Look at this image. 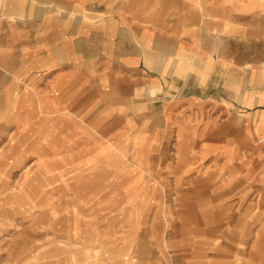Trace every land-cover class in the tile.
<instances>
[{
  "label": "rangeland",
  "instance_id": "rangeland-1",
  "mask_svg": "<svg viewBox=\"0 0 264 264\" xmlns=\"http://www.w3.org/2000/svg\"><path fill=\"white\" fill-rule=\"evenodd\" d=\"M257 25L216 39L218 64L159 53L153 70L92 66L60 93L30 56L27 92L0 88V264H264ZM100 76L105 93L78 86Z\"/></svg>",
  "mask_w": 264,
  "mask_h": 264
},
{
  "label": "crops",
  "instance_id": "crops-1",
  "mask_svg": "<svg viewBox=\"0 0 264 264\" xmlns=\"http://www.w3.org/2000/svg\"><path fill=\"white\" fill-rule=\"evenodd\" d=\"M49 1L51 5L56 3L55 8H47L44 1L0 0V88L7 101L12 95L27 92L24 86L28 87L30 81V56L40 57L43 63L38 81L52 74L51 82H42L60 93L73 84L70 76L87 78L92 66H98L102 73L110 67L108 63H125L131 69L141 65L144 71L153 70L159 53L179 54L185 58L184 66L189 61L192 65L218 64L219 59L212 54L218 52L216 39L234 37L236 32L250 36L254 34L253 25L264 21V0ZM37 5L41 10L36 9ZM34 7L36 26L47 27L46 30L29 31L28 16ZM13 21L19 22L15 30ZM257 26L264 36V25ZM30 36L35 42L32 46ZM158 38L162 40L157 42ZM15 46L16 51L20 49L19 55L13 53ZM18 63L21 69L16 71L13 64ZM248 64L258 85L256 90L247 92L248 98L253 95L264 101V63H255L259 70ZM79 68L83 72L77 73ZM195 68L202 70L200 66ZM98 79L78 86L87 88L95 83L105 93L104 76Z\"/></svg>",
  "mask_w": 264,
  "mask_h": 264
},
{
  "label": "bare ground",
  "instance_id": "bare-ground-1",
  "mask_svg": "<svg viewBox=\"0 0 264 264\" xmlns=\"http://www.w3.org/2000/svg\"><path fill=\"white\" fill-rule=\"evenodd\" d=\"M11 138H12V136H11ZM55 148H56V147H55ZM53 149H54V148H53ZM44 155H45V154H44ZM42 163H43V162H42ZM22 184H23V183H22ZM24 193H25V192H24ZM24 193H23V194H24ZM26 199H27V198H26ZM28 201H29V200H28ZM16 227L18 228V226H16ZM59 237H60V236H59Z\"/></svg>",
  "mask_w": 264,
  "mask_h": 264
}]
</instances>
